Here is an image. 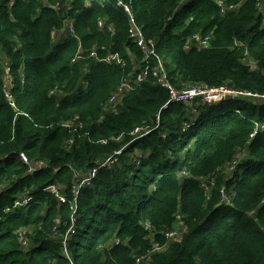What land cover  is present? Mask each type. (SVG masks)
<instances>
[{
  "label": "trees",
  "instance_id": "1",
  "mask_svg": "<svg viewBox=\"0 0 264 264\" xmlns=\"http://www.w3.org/2000/svg\"><path fill=\"white\" fill-rule=\"evenodd\" d=\"M11 1L0 0V264H140L150 253L141 264H264V103L167 104L152 74L109 103L146 66L131 17L177 88L264 95V70L245 61L264 67L260 0H223L225 10L219 0H71L67 13L70 0ZM65 16L74 32L54 41ZM197 34L213 40L202 47ZM137 126L148 132L135 138ZM179 212L189 231L156 251Z\"/></svg>",
  "mask_w": 264,
  "mask_h": 264
},
{
  "label": "built area",
  "instance_id": "2",
  "mask_svg": "<svg viewBox=\"0 0 264 264\" xmlns=\"http://www.w3.org/2000/svg\"><path fill=\"white\" fill-rule=\"evenodd\" d=\"M219 4H221L225 10L226 6L223 0H219ZM258 6L260 8H263L264 0H260L258 2ZM126 9L128 12H130V9L127 6H126ZM131 24L132 26L130 29V36L132 40L142 48L146 66L142 68L138 73L136 74L134 73L130 79H125L120 83L118 89L110 97L109 102L111 104L117 103L123 95H125L128 91L132 89L135 83L144 81L151 74L154 76V78H156V81L158 83H160L162 86L166 87L169 90L170 98L167 104L171 102L189 103L195 98L202 99L204 103H214L217 101L225 100L230 97L240 98V97L257 96V94L245 92L243 90L236 89L228 85L209 87L205 84H193V85L185 86L182 88H177L169 79V76L164 66V63L162 61V58L156 52L154 43L149 42L145 39L141 28L135 23V20L133 17H131ZM195 38L198 39L202 47L208 46L211 40H213L212 39L213 37L211 35H207L206 37H202L201 35H195ZM113 57H116V55H114ZM4 67L6 68L5 70L7 71V75L5 79L7 90H5V93H6L7 99L11 100L12 94H11L10 87L14 83V77L11 73L10 65L6 64ZM22 82L24 83L25 79L22 80ZM139 132L140 134L137 135V133ZM147 132H148V129H146L145 127L137 126L131 132V135L135 137H141ZM21 157L25 161H28L25 154H21ZM110 161L111 159L109 160V162ZM32 170L33 168L30 169V171ZM28 201H29V198H25L23 201H16V205L20 206V205L28 203ZM20 238L21 240H23V236H20ZM160 246H164V245H161L158 243L157 245H154V249L155 250L160 249L161 248ZM138 259L139 258H137V260Z\"/></svg>",
  "mask_w": 264,
  "mask_h": 264
},
{
  "label": "rangeland",
  "instance_id": "3",
  "mask_svg": "<svg viewBox=\"0 0 264 264\" xmlns=\"http://www.w3.org/2000/svg\"><path fill=\"white\" fill-rule=\"evenodd\" d=\"M12 1H13V0H12ZM12 1H11V2H12ZM185 1H186V0H183V3H184ZM119 3H120V1H119ZM56 6H57V8L59 7V5H56ZM71 6H72V2H71V0H70V1L66 2L65 4H63L62 6H60L59 10H62L64 13H67V11H68V12L70 11ZM125 6H126V5H125ZM127 7H128L129 9H131V7H130L129 5H128ZM263 8H264V7H263ZM263 8H262V9H258V11H259V12H262V13L264 14V12H263ZM61 13H62V12H61ZM64 13H62V15H65ZM72 22H73L72 19H70L69 17L65 16V25H64V27H63L62 29H60V30H55V31L53 32V40H54V41H57V40L62 39L63 37H65V36H66L67 34H69L70 32H74V28H73V23H72ZM102 25H103V24H102ZM102 25H101V26H102ZM197 35H200V34H197ZM161 58L163 59V57H161ZM162 61H164V60H162ZM245 61H246L247 65H249V67H250L251 70H255V69H261L262 71L264 70V67H260V66H258V64H257L256 62H254L253 59L250 58V57H247ZM163 63H164V62H163ZM3 66H4V65H3ZM138 67H139V63L136 64V63L134 62V63H133V69H134V68L136 69V68H138ZM3 69H4V68H3ZM4 72H5V79H6L7 71L4 69ZM132 76H133V73H129V75H128L127 77L124 78V80H125V79H130ZM55 92H56V90L54 89V90L52 91V94L55 93ZM252 98H253L252 100L255 101L257 104H262V103H264V95L252 96ZM115 104H116V103L112 104V106L110 107L111 110L116 109V108H117V105H119L120 103L117 104V105H115ZM192 104L195 105V103H192ZM114 105H115V106H114ZM139 134H140V132L137 133V135H139ZM125 147H126V146H125ZM239 152H240V160L243 161V160L246 158L247 154L250 153V150H249L248 147H246L243 151L241 150V151H239ZM137 154H138V153H137ZM112 162H113V160L110 161V163H112ZM238 162H239V159H238L236 162L226 164V165L223 167L222 175H223L224 177H229L230 175H233V172L235 171ZM41 164H42V162H39V164L34 163V164H32V167H31V168L37 167V166H39V165H41ZM210 177H211V176H206V177H204V178H201L202 181H203L202 185H203L204 187H208L209 190L212 189V186H213V185H208V184L214 183L213 179H209ZM223 200L225 201V203H227V204H231V200H230L229 198L224 197ZM217 216H218V215H217ZM189 227H190V223H188L186 217L184 218V217L182 216V214L179 212V213H178V216H177V219H176V223H175V225H174L173 228L168 229V230L159 231V232H161L162 234L165 235L167 241H166V244H164V246H160L161 248H160V249H156V251H157V250H158V251H161V250L165 249L166 245L169 244L170 242H173V241L178 240V239L183 235L184 232L189 231V229H190ZM150 230H151V235H150V237H154L155 234L158 232V231H155L154 229H150ZM23 241H26L25 238H24V235H23ZM153 244L157 245L158 242L154 241ZM151 256H152V253L147 254V255H145V257H142V258L137 257V258H139V259L137 260V263H140V264H141V263H149V260L151 261ZM135 258H136V257H135ZM137 258H136V259H137Z\"/></svg>",
  "mask_w": 264,
  "mask_h": 264
},
{
  "label": "clouds",
  "instance_id": "4",
  "mask_svg": "<svg viewBox=\"0 0 264 264\" xmlns=\"http://www.w3.org/2000/svg\"><path fill=\"white\" fill-rule=\"evenodd\" d=\"M257 7H258V9H262V8H260L259 6H258V4H257ZM263 12H264V8H263ZM264 15V14H263ZM263 25H264V18H263ZM201 35V34H200ZM4 66L6 65V64H3ZM4 66H3V68H4ZM110 100V99H109ZM110 103V102H109ZM111 104V103H110ZM112 104H114V103H112ZM133 136V135H132ZM135 137V136H134ZM135 138H137V137H135ZM70 143H71V141H70ZM34 169V168H33ZM68 256H69V254H68ZM136 261H137V259H136Z\"/></svg>",
  "mask_w": 264,
  "mask_h": 264
}]
</instances>
